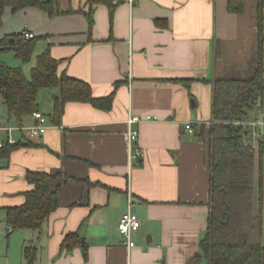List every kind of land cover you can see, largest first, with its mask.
<instances>
[{"label": "crops", "instance_id": "obj_1", "mask_svg": "<svg viewBox=\"0 0 264 264\" xmlns=\"http://www.w3.org/2000/svg\"><path fill=\"white\" fill-rule=\"evenodd\" d=\"M88 1L60 0L73 12L55 16L38 7L5 9L0 41L25 30L39 39L29 66L0 49L1 61L30 77L38 54L50 49L59 73L89 82L96 97L114 93V100L110 110L68 102L59 124L50 121L46 133L29 138L18 127L34 118L19 123L0 94V141L11 135L21 144L0 159V264H25L26 244L37 249L34 264H208L200 241L210 211L209 137L195 130L213 121L216 79L256 72L258 1L244 0L242 12L230 13L228 0H122L112 17L107 4L95 3L92 29L79 10ZM176 79H191L190 86ZM58 94V87L40 89L39 111L52 113ZM131 116L143 118L131 125L143 155L132 166L125 138ZM262 169L264 243V150ZM28 170L61 175L59 206L40 231H11L6 208L25 201ZM130 194L141 221L132 248L118 230ZM72 232L81 245L62 250Z\"/></svg>", "mask_w": 264, "mask_h": 264}, {"label": "trees", "instance_id": "obj_2", "mask_svg": "<svg viewBox=\"0 0 264 264\" xmlns=\"http://www.w3.org/2000/svg\"><path fill=\"white\" fill-rule=\"evenodd\" d=\"M122 0H89L87 10L79 9L94 25L95 3L107 4L111 11ZM259 33V61L256 72L248 79L218 78L213 86V121L208 128L201 125L195 133L200 139L208 135L210 166V200L208 226L200 241V249L208 264H264L263 236V169L264 144L258 150L242 144L244 129L237 124L258 111H264V0H257ZM18 12L27 7H38L50 16L73 12L63 10L60 0H0V26L5 9ZM228 11L240 13L244 0H228ZM160 24L161 20H157ZM38 37L27 38L24 32L5 36L0 49L13 51L24 62L31 60ZM190 86L191 79H176ZM58 87L53 111L47 115L52 123L59 124L68 102H86L96 108L110 110L114 93L96 97L89 82L59 73V61L50 49L38 54L31 76L21 67L0 60V94L9 114L19 123L39 111L38 95L42 88ZM20 143L5 142L0 147V159H6ZM141 162V160H140ZM59 173L28 170L26 180L32 185L25 192V201L6 208V222L11 231L32 229L40 231L51 213L59 206ZM81 245L80 234L66 235L62 250ZM85 257L87 246L83 245ZM25 264H34L37 249L26 244L23 248Z\"/></svg>", "mask_w": 264, "mask_h": 264}, {"label": "built area", "instance_id": "obj_3", "mask_svg": "<svg viewBox=\"0 0 264 264\" xmlns=\"http://www.w3.org/2000/svg\"><path fill=\"white\" fill-rule=\"evenodd\" d=\"M24 35L27 38L34 37V33L28 30L24 31ZM34 118V123L31 125H21L18 127L21 131L26 132L29 138H36L44 133L50 127H53L49 118L41 111H34L32 113ZM151 117L147 116L145 120H150ZM143 121V118L139 116H131L127 119V124L129 126L128 131L125 134V138L128 144L130 152V165H139L142 159V153L135 150L134 144L138 139L139 132L131 128V125L136 122ZM237 124L241 125L245 131L243 142L244 146H250L254 150H258L261 144H264V111H258L254 115L238 121ZM186 128L193 131V126L191 123L186 125ZM11 131L12 128H9ZM9 142L14 143V138L10 135ZM3 143L0 141V147ZM133 203L132 195H129V209L122 215L118 230L125 237L126 244L129 248L135 246L134 234L140 228L141 221L139 220L136 213L131 210V205Z\"/></svg>", "mask_w": 264, "mask_h": 264}, {"label": "rangeland", "instance_id": "obj_4", "mask_svg": "<svg viewBox=\"0 0 264 264\" xmlns=\"http://www.w3.org/2000/svg\"><path fill=\"white\" fill-rule=\"evenodd\" d=\"M7 55V56H6ZM5 56H6V58L8 59V60H10V61H13V62H17L18 64H24V65H26V67L27 66H29L30 64H31V60L30 61H28V62H24V61H22L21 59H19V58H16L15 57V54L13 53V52H9L8 54H6ZM4 62H6V63H8L7 61H4ZM22 64V65H23ZM9 65H11L10 63H9ZM11 66H15V65H11Z\"/></svg>", "mask_w": 264, "mask_h": 264}]
</instances>
